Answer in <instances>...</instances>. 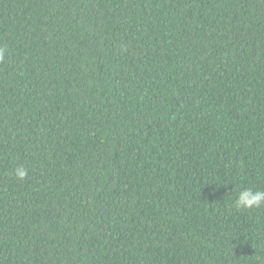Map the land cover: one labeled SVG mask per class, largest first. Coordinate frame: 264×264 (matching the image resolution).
<instances>
[{"label": "trees", "instance_id": "trees-1", "mask_svg": "<svg viewBox=\"0 0 264 264\" xmlns=\"http://www.w3.org/2000/svg\"><path fill=\"white\" fill-rule=\"evenodd\" d=\"M0 48V264H264V0H0Z\"/></svg>", "mask_w": 264, "mask_h": 264}, {"label": "clouds", "instance_id": "clouds-1", "mask_svg": "<svg viewBox=\"0 0 264 264\" xmlns=\"http://www.w3.org/2000/svg\"><path fill=\"white\" fill-rule=\"evenodd\" d=\"M5 49L0 48V60L4 59ZM15 176L19 179H24L28 176V170L23 166L15 170ZM264 206V191L245 188L241 190L235 201V207L245 209H259Z\"/></svg>", "mask_w": 264, "mask_h": 264}]
</instances>
